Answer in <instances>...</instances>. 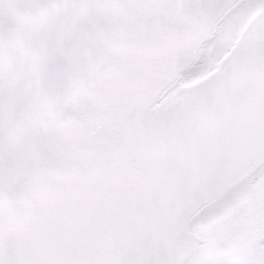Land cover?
Segmentation results:
<instances>
[{
    "label": "snow or ice",
    "instance_id": "obj_1",
    "mask_svg": "<svg viewBox=\"0 0 264 264\" xmlns=\"http://www.w3.org/2000/svg\"><path fill=\"white\" fill-rule=\"evenodd\" d=\"M0 264H264V0H0Z\"/></svg>",
    "mask_w": 264,
    "mask_h": 264
}]
</instances>
